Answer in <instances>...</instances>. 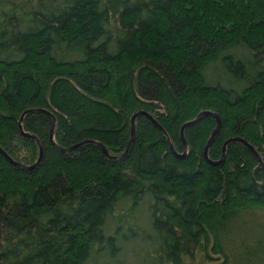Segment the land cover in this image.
Returning a JSON list of instances; mask_svg holds the SVG:
<instances>
[{"label":"trees","instance_id":"16d2710c","mask_svg":"<svg viewBox=\"0 0 264 264\" xmlns=\"http://www.w3.org/2000/svg\"><path fill=\"white\" fill-rule=\"evenodd\" d=\"M249 145L264 0H0V264H264Z\"/></svg>","mask_w":264,"mask_h":264},{"label":"water","instance_id":"95a60500","mask_svg":"<svg viewBox=\"0 0 264 264\" xmlns=\"http://www.w3.org/2000/svg\"><path fill=\"white\" fill-rule=\"evenodd\" d=\"M37 110H40V109H38V108H29V109H26V110H24V111L22 112L21 117H20V120H19L20 130H21L22 132H24V131L22 130V127H21V119H22V116H23L25 113H27V112H30V111H37ZM138 114H147V115H149L148 113H146V112L143 111V110L136 111L135 113L132 114V116H131V140H132V138H133V134H134V119H135L136 115H138ZM206 114H213V115L215 116V118H216V124H215V127L213 128V130H212L210 136L208 137V139H207V141H206V143H205V145H204V149H203V154H204L205 157H207V150H208V147H209V145L211 144V142H212L213 138L215 137V135L217 134L218 129H219V126H220V117H219L216 113H213L212 111H209V110H203V111L199 112V113H198L193 119L188 120V121H186V122L183 123V125H182V127H181V138H182V143H183V151H182L181 155L185 154V153H186V149H187V143H186V141L184 140V138H183V136H182V130H183V128H184L186 125L191 124L192 122H195V121L198 120L200 117H202V116H204V115H206ZM156 124L161 128V126H160L157 122H156ZM53 125H54V122H53V124H52V126H51V128H50V137H51V140H52ZM25 134H28V135H29V133H25ZM30 135L33 136V137H35V136L32 135V134H30ZM234 139H235L234 137H230V138H227V139L225 140V142L223 143V146H222V154H221V157H220L218 160H216V161H212V163H217L218 161H220V160L223 159V157H224V152H225V145H226V143H228L229 141H232V140H234ZM37 141H38V140H37ZM52 141H53V140H52ZM97 143H98V142H97ZM168 143H169L170 148L173 149L172 144H171V141L169 140V138H168ZM38 144H39V157H38V159L35 161V163L32 164V165H35V164L39 161V159H40V157H41V154H42V147H41V144H40L39 141H38ZM98 145L101 146V148L106 152V149H105L100 143H98ZM76 146H77V144L74 145V146H72L71 148H74V147H76ZM249 146H250V145H249ZM250 148H251V149L253 150V152L257 155V153L255 152V150L253 149V147L250 146ZM1 151H2V152H3V153H4V154L10 159V157H9V156H8L3 150H1ZM257 157L259 158L260 162H262V161H261V158L259 157V155H257ZM10 160H11L12 162L17 163V164H20V165L25 166L24 164H22V163H20V162H17V161H15V160H13V159H10ZM262 163H263V162H262ZM32 165H31V166H32ZM263 165H264V163H263ZM27 167H30V166H27Z\"/></svg>","mask_w":264,"mask_h":264}]
</instances>
